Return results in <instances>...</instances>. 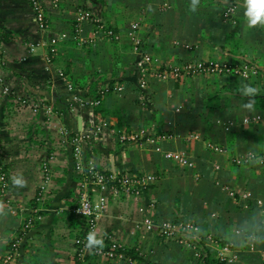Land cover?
Listing matches in <instances>:
<instances>
[{
    "label": "crops",
    "instance_id": "1",
    "mask_svg": "<svg viewBox=\"0 0 264 264\" xmlns=\"http://www.w3.org/2000/svg\"><path fill=\"white\" fill-rule=\"evenodd\" d=\"M38 1L48 14L46 27L35 20L32 0H0V163L6 173L0 262L20 236L10 264H69L82 228L74 212L79 179L69 138L104 118L96 146L84 148L86 159L102 169H148L156 180L139 198L89 190L97 205L106 200L96 233L123 251L114 258L88 253L78 264H208L206 258L264 264V243H256L264 237V108H243L251 97L238 91L252 83L264 96V71L249 77L181 71L150 77L140 88L126 36L139 20L146 51L171 65L201 59L263 65L264 26L247 27L244 0H199L196 11L191 0H63L60 7ZM231 1L236 9L226 17ZM80 7L113 34L93 19L77 21ZM91 79L98 81L87 94ZM165 149L186 151L193 166L177 165L162 155ZM45 174L51 182L38 199ZM34 209L39 217L26 227ZM146 216L155 222L183 216L195 228L182 243L161 237L155 223L146 226Z\"/></svg>",
    "mask_w": 264,
    "mask_h": 264
},
{
    "label": "built area",
    "instance_id": "2",
    "mask_svg": "<svg viewBox=\"0 0 264 264\" xmlns=\"http://www.w3.org/2000/svg\"><path fill=\"white\" fill-rule=\"evenodd\" d=\"M54 7H60L63 0H51ZM163 7L168 6V3L164 1L162 3ZM32 7L34 10L35 20L42 26L46 27L48 24V14L44 5L38 0H32ZM236 9V4L231 1L223 9V15H232ZM75 18L80 22L81 19H93L96 22L98 28H102L104 33L113 34L112 29L103 27L101 21L91 9L87 7H80L77 9ZM141 22L139 20H134L130 23L126 31V36L130 39L132 43L133 50L136 54L135 65L138 69L137 74V85L140 88H147L149 85L150 77H155L158 79H166L168 75L179 76L181 71L184 73H221V72H232L243 76L258 75L261 71H264V64H259L255 61L241 62L240 64H231L223 61H208V60H196L185 62L181 65H171L168 63H163L158 57L154 56L152 53L145 51L142 48V37L139 34V28ZM65 37V33L61 34ZM117 37V33L114 34ZM56 37L52 38V41L56 42ZM185 47H190L189 43L182 44ZM56 46L52 47V53L55 54ZM60 74L63 75V71L60 70ZM78 89V88H77ZM99 92V88H97ZM38 106H42L38 104ZM45 108H49V104L44 103ZM107 121L104 118H97L93 121V125L84 130H76L70 135L69 141L73 146V160H74V170L78 175V189L76 194V202L74 205V212L80 218L82 223L81 233L82 236H77L75 238L74 252L71 256L69 264H78L77 261H81L85 258L87 253H101L105 257L114 258L119 254L118 247L120 246L113 238L105 242L103 241V248L100 249V245L94 246L93 249H86L88 244L87 236L90 231L96 234L97 239H102L99 234L96 233L98 225V215L101 208H103L106 200L104 198L100 199L99 204L94 203L89 190H94L99 188L100 190L107 189L113 196H133L141 197L144 195L145 189L148 185L156 180V173L144 169L137 171H124L121 169H102L96 166L91 160L86 159L84 153V148H92L96 146L99 136L103 133L104 128L107 126ZM153 138V136H151ZM162 155L169 160L173 161L179 166H193L194 160L190 155L181 149L172 150L165 149L162 151ZM215 168L219 165L214 163ZM51 182V176L45 174L42 180V184L39 187L37 193V198L45 199V192L47 191ZM6 185V173L3 171L2 165L0 163V196L5 193ZM38 209L32 210L25 218L24 225L26 227L31 226L34 220L39 217L35 214ZM143 223L146 226L151 227L156 225L158 233L161 237L166 239H176L179 242L184 243L185 239L191 231L195 228V223L193 220L186 217H164L159 221H153L152 217L146 216L143 219ZM21 237L15 236L14 240L8 251L3 255L0 264H10L14 255L18 252ZM103 240V239H102ZM235 253L231 255L229 259H234ZM224 258V257H223Z\"/></svg>",
    "mask_w": 264,
    "mask_h": 264
},
{
    "label": "clouds",
    "instance_id": "3",
    "mask_svg": "<svg viewBox=\"0 0 264 264\" xmlns=\"http://www.w3.org/2000/svg\"><path fill=\"white\" fill-rule=\"evenodd\" d=\"M199 5V0H191L190 10L196 11ZM244 6L246 8L245 17L247 18V27L252 28L257 25L264 26V0H244ZM149 11H154L151 5L148 6ZM239 93H242L244 97H251L248 101L242 105L243 108L252 110L255 104V97L259 94V89L253 87L248 83H241L238 87ZM14 183L20 184L19 179L15 180ZM88 244L85 246L86 249H93L94 246L100 245V249L103 248V240L97 239L96 234L92 231L89 232ZM256 243H264V237L256 238Z\"/></svg>",
    "mask_w": 264,
    "mask_h": 264
},
{
    "label": "trees",
    "instance_id": "4",
    "mask_svg": "<svg viewBox=\"0 0 264 264\" xmlns=\"http://www.w3.org/2000/svg\"><path fill=\"white\" fill-rule=\"evenodd\" d=\"M72 33L71 32H69V34H70V36H71V34H73V28H72ZM146 40L144 39V41L142 42V48L146 51ZM99 78V77H98ZM97 81H98V79H91L89 82V85L87 86L88 87V93L87 94H89V93H92V91H91V89L95 86V84L97 83ZM251 85H252V83H251ZM83 85H78V87H82ZM255 104H254V106H256V107H261V108H264V96H262V95H260V94H258L255 98ZM33 204H34V202H33ZM81 231V230H80ZM78 232L77 233V235H76V237L78 236H82V233L81 232ZM75 237V238H76ZM75 244H77V243H75ZM118 249H121L122 250V248L120 247H118ZM123 251V250H122ZM126 253H130L132 256H139L138 254H137V251H135V250H133V249H128V248H126L125 250H124ZM88 256V253L85 255V257H87ZM205 260H207V262H208V264H215V263H217V261H216V259L215 258H206ZM205 264V263H204Z\"/></svg>",
    "mask_w": 264,
    "mask_h": 264
},
{
    "label": "water",
    "instance_id": "5",
    "mask_svg": "<svg viewBox=\"0 0 264 264\" xmlns=\"http://www.w3.org/2000/svg\"><path fill=\"white\" fill-rule=\"evenodd\" d=\"M80 122H81V119H80V117H78V124L80 125Z\"/></svg>",
    "mask_w": 264,
    "mask_h": 264
},
{
    "label": "rangeland",
    "instance_id": "6",
    "mask_svg": "<svg viewBox=\"0 0 264 264\" xmlns=\"http://www.w3.org/2000/svg\"><path fill=\"white\" fill-rule=\"evenodd\" d=\"M132 19V18H131ZM131 19H129V20H131ZM129 20L126 22V24H128L129 23ZM76 35H78V34H76ZM83 46H81L80 48H82Z\"/></svg>",
    "mask_w": 264,
    "mask_h": 264
}]
</instances>
